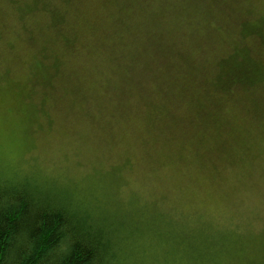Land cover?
<instances>
[{
	"label": "clouds",
	"instance_id": "1",
	"mask_svg": "<svg viewBox=\"0 0 264 264\" xmlns=\"http://www.w3.org/2000/svg\"><path fill=\"white\" fill-rule=\"evenodd\" d=\"M65 264H264V0H0V211Z\"/></svg>",
	"mask_w": 264,
	"mask_h": 264
},
{
	"label": "trees",
	"instance_id": "2",
	"mask_svg": "<svg viewBox=\"0 0 264 264\" xmlns=\"http://www.w3.org/2000/svg\"><path fill=\"white\" fill-rule=\"evenodd\" d=\"M55 222L48 218L43 209H36L31 204L21 203L10 215L0 211V264H58L48 251L38 254L33 251L25 258L26 247H16L18 238L27 237L34 243V248L53 245L52 231ZM88 256L83 251H76L65 264H87Z\"/></svg>",
	"mask_w": 264,
	"mask_h": 264
}]
</instances>
